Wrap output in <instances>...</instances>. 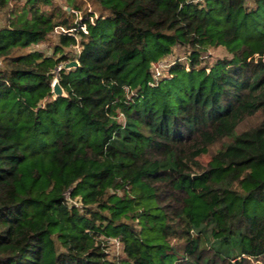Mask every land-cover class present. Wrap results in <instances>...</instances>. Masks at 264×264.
<instances>
[{
	"label": "trees",
	"instance_id": "1",
	"mask_svg": "<svg viewBox=\"0 0 264 264\" xmlns=\"http://www.w3.org/2000/svg\"><path fill=\"white\" fill-rule=\"evenodd\" d=\"M2 13L0 264H264V0Z\"/></svg>",
	"mask_w": 264,
	"mask_h": 264
},
{
	"label": "rangeland",
	"instance_id": "2",
	"mask_svg": "<svg viewBox=\"0 0 264 264\" xmlns=\"http://www.w3.org/2000/svg\"><path fill=\"white\" fill-rule=\"evenodd\" d=\"M65 1L66 0H53L55 6H62V7L65 6ZM85 1H87V0H85ZM248 3L251 4V1H249ZM87 7L89 8V10L92 9V7L89 3H87ZM46 8H48V7H46ZM73 11L75 12V14H77L78 18L80 19L81 13L77 10H73ZM6 24H7V16L5 15V13H2V14H0V29L2 27H4ZM38 48L47 50V47L44 44L38 46ZM47 52H49V51H47ZM189 55H190L189 47L187 45L178 44V45L174 46L173 51L169 56H167L162 61L155 63L154 66L160 67L159 70H161L162 67L169 65L171 62H173V60H176V59H179L181 62L185 63V62H188V56ZM203 56L204 57H203L202 63H206V62L212 63L217 58H222L223 56H229V53L223 47L218 46V47L210 48L208 50V52L204 53ZM161 76L162 75H157L155 72L154 78H157V80H158V78H161ZM255 122H256L255 118H250L246 122H244L243 125L245 126L247 124H251V123L253 124ZM210 158H211V151L209 150L207 152V154H205L201 157V161L203 163H206L210 160ZM110 250L112 253H115V254H118V252H119V248L117 247L116 244L111 245Z\"/></svg>",
	"mask_w": 264,
	"mask_h": 264
},
{
	"label": "water",
	"instance_id": "3",
	"mask_svg": "<svg viewBox=\"0 0 264 264\" xmlns=\"http://www.w3.org/2000/svg\"><path fill=\"white\" fill-rule=\"evenodd\" d=\"M76 65H77V62L73 60V61L68 62L66 64V67L70 68ZM51 87H52V92L55 97H65L66 96V93L57 78H55L52 81Z\"/></svg>",
	"mask_w": 264,
	"mask_h": 264
},
{
	"label": "built area",
	"instance_id": "4",
	"mask_svg": "<svg viewBox=\"0 0 264 264\" xmlns=\"http://www.w3.org/2000/svg\"><path fill=\"white\" fill-rule=\"evenodd\" d=\"M159 69H160V67H156V66H155V72H156L157 75L160 74V70H159Z\"/></svg>",
	"mask_w": 264,
	"mask_h": 264
}]
</instances>
